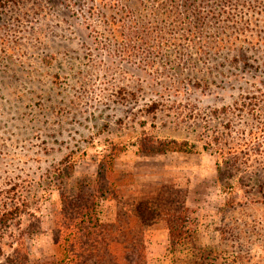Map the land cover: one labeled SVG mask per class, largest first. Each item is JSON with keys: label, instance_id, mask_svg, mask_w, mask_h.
<instances>
[{"label": "rangeland", "instance_id": "374dc122", "mask_svg": "<svg viewBox=\"0 0 264 264\" xmlns=\"http://www.w3.org/2000/svg\"><path fill=\"white\" fill-rule=\"evenodd\" d=\"M158 189L185 222L140 264H264V0L0 2V264L54 261L64 200Z\"/></svg>", "mask_w": 264, "mask_h": 264}, {"label": "trees", "instance_id": "16d2710c", "mask_svg": "<svg viewBox=\"0 0 264 264\" xmlns=\"http://www.w3.org/2000/svg\"><path fill=\"white\" fill-rule=\"evenodd\" d=\"M11 1L14 0H0ZM160 145L163 152L177 151L180 148V144L175 142ZM107 173L108 169H98L96 180L101 187L97 193L114 199L117 194L111 190ZM162 190H156L157 195L154 197L137 201L133 216L125 211L124 219L118 214L116 220L110 223H103L99 219L95 208L96 195L87 206L79 201L78 196L71 197L69 210L64 200L54 231L56 257L50 264H140L144 259L143 227H146L147 223L164 220L168 232L178 235L180 232L175 226H181L179 221L184 220H181V215L187 211L184 203L172 204L170 190H167L168 193H163ZM13 209L19 210V207L13 206ZM8 211L11 210L5 209V216L10 214ZM14 254L15 258H19L16 249ZM133 257L134 261L131 260Z\"/></svg>", "mask_w": 264, "mask_h": 264}]
</instances>
